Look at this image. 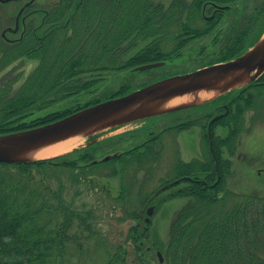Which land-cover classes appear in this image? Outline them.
Wrapping results in <instances>:
<instances>
[{"label":"trees","instance_id":"obj_1","mask_svg":"<svg viewBox=\"0 0 264 264\" xmlns=\"http://www.w3.org/2000/svg\"><path fill=\"white\" fill-rule=\"evenodd\" d=\"M209 1L227 4V7L210 18V9L204 6ZM57 2H54L57 8L48 9V15L45 14L47 19L42 24L48 28L45 32L38 34L42 25L32 27L12 52H4L0 58V71L17 58L16 55L26 54L40 60L15 93L7 94L11 80L0 84V134L63 117L66 113L59 111L39 116L34 113L93 88L100 82L101 72L167 61L175 47L166 44L182 45V36L191 38L210 32L223 14L234 11L238 4L237 0H194L184 17L178 14L176 4L163 11L161 6L153 8L151 0ZM71 7L72 16L62 20ZM256 10V16L249 20H264V6ZM194 20H201L203 25L194 24ZM257 29L260 32L258 40L264 33V21ZM236 39L234 37L232 42ZM139 40H145V46L126 57L130 46ZM238 55H226L220 61ZM82 75L89 77L84 79ZM234 91L239 111L243 103H251L264 95V73L229 93ZM82 107L85 106H77L75 110L69 108L67 114ZM237 119L235 123H239V117ZM145 151L134 153L144 158ZM66 156L69 154L21 164L0 163V264H66L72 243L82 249L84 242L97 234L95 221L103 201L97 191L96 172L102 171L103 164L90 161L79 165L80 159L87 156L81 154L76 159H64ZM122 156L124 153L117 157ZM221 163L218 168L224 172L226 167ZM192 164L193 161L179 163L176 167L181 170V166L191 167ZM112 166L114 173L116 166ZM200 169L207 170V167ZM223 181L221 178L215 189L200 183L188 189L190 201L178 212L167 247L170 263L264 264V198L232 195L225 190ZM82 192L94 194L96 204L76 205L75 197ZM113 201L110 203L112 210L116 205L125 207L128 202L127 199ZM131 211L127 208L124 217L136 218ZM137 228L138 225H130L127 242L109 254L108 264H125L131 251L139 264H146L140 256L144 239L139 238Z\"/></svg>","mask_w":264,"mask_h":264},{"label":"rangeland","instance_id":"obj_2","mask_svg":"<svg viewBox=\"0 0 264 264\" xmlns=\"http://www.w3.org/2000/svg\"><path fill=\"white\" fill-rule=\"evenodd\" d=\"M25 1L0 3V13L3 18L6 17L0 20V58L4 52H12L11 49L16 48L32 27L42 25L47 19L45 14L42 15V10H39L32 16L33 25L29 26L25 34H20V31L9 33L8 28H5L14 26L15 16ZM57 1L36 0V4L41 8L55 9L57 4L54 2L59 3ZM193 1L151 0L153 8L161 6L163 11L176 4L178 14L184 17ZM236 3V9L224 13L210 32L191 38L182 36V45L176 46L174 42L166 44L168 47L174 46L175 51L168 56V63L165 65L143 71L134 70V66L111 73L101 72L100 82L93 88L55 102L45 110L35 112L34 116L59 111L66 113L63 116L65 117L71 114H67L69 108L75 110L77 106L102 102L134 91L161 77L191 72L219 62L226 55L230 57L234 53H244L256 42L260 33L257 28L264 20L249 19L256 16V8L264 6V0H237ZM214 5L223 9L227 7V4ZM204 6L210 9L208 14H211L213 7L209 4ZM65 16H72V7L70 11L67 10L62 20ZM192 22L203 25L201 20ZM47 29L46 25H42L38 34ZM5 32L3 37L2 33ZM234 37L237 39L232 42ZM145 44V40H139L130 46L126 57L137 53ZM15 57L17 58L0 71V84L12 81L7 94L15 93L40 61L26 54ZM89 75L82 76L85 79ZM224 95L226 96L214 98L212 103L206 102L145 121L108 129L89 138H81L70 150L50 157L69 154L64 159H76L84 154L87 157L80 159L79 165L90 161H101L100 164H103L100 166L103 167L100 168L102 171L96 172V179L99 180L97 191L103 201L99 218L95 221L97 234L87 239L82 249L72 243L66 264H108L109 254L127 242L128 230L132 223L138 225L136 231L139 230V238L144 239L140 249L143 261L146 264H172L166 253L173 236L174 220L178 212L189 203L188 189L193 184H207L215 189L218 181L223 178L225 190L232 195L250 194L264 198V95L251 103H243L239 111L238 101H235L237 92H227ZM224 105L228 106V112ZM224 113V116L217 119L216 115ZM237 117L240 119L239 123H235ZM227 121L229 124H226ZM143 149L147 153L144 158L135 156L134 152H141ZM119 153H124V156L118 158ZM109 155L112 156L104 159ZM191 161L194 163L191 167L181 166L182 169L177 170L179 163ZM221 162H224L223 167H226L224 172L218 168ZM112 164L116 166L114 173ZM128 165H132V168ZM201 167H207V170H202ZM211 171L213 173L207 175ZM75 199L76 205L86 203L91 206L97 201L94 194L88 195L87 192H82ZM118 199H127V205H116L114 210L110 209V203ZM127 208L132 210L131 213L135 214L136 218L124 217L123 212H126ZM125 264H139L133 251Z\"/></svg>","mask_w":264,"mask_h":264},{"label":"water","instance_id":"obj_3","mask_svg":"<svg viewBox=\"0 0 264 264\" xmlns=\"http://www.w3.org/2000/svg\"><path fill=\"white\" fill-rule=\"evenodd\" d=\"M164 64L165 61L150 62L135 70ZM263 73L264 33L248 50L228 61L160 79L46 124L0 134V163L21 164L50 158L39 157L38 153L72 138H89L108 129L209 102L251 83Z\"/></svg>","mask_w":264,"mask_h":264},{"label":"flooded vegetation","instance_id":"obj_4","mask_svg":"<svg viewBox=\"0 0 264 264\" xmlns=\"http://www.w3.org/2000/svg\"><path fill=\"white\" fill-rule=\"evenodd\" d=\"M16 1H20V0H0V3L1 4H9L12 2H16ZM207 3H209V5L211 7H213V9H211L212 12H211V14H208V17H210V18L214 17L216 14H219V11H223L221 7L219 8V6L214 5L215 3H213L212 1H209ZM39 10H42V15L49 13V11L46 7L45 8L38 7V4H36V0H26L25 2H23L21 7L19 8V11L17 12V15L15 16L14 26H12V28L10 26H7L5 29L8 28L7 31L9 33H17L20 31V34H25L26 33L25 31H27V29H29V26L33 25L32 20H31L32 16H34V14L36 12H38ZM1 14L2 13H0V20L6 18V17L3 18V15H1ZM6 32H5V34H6ZM2 35H3V37H5L4 33H2ZM172 75H175V74H172ZM172 75H168V76H172ZM168 76H166V77H168ZM163 78H165V77H161L158 80L163 79ZM212 102L213 101H211V103ZM224 107L227 108L226 112H228V110H229L228 106L224 105ZM220 114L216 115V116H218L217 119H219V118H221V116L225 115V113L222 115H220ZM209 135H210V133H209Z\"/></svg>","mask_w":264,"mask_h":264},{"label":"bare ground","instance_id":"obj_5","mask_svg":"<svg viewBox=\"0 0 264 264\" xmlns=\"http://www.w3.org/2000/svg\"><path fill=\"white\" fill-rule=\"evenodd\" d=\"M81 138H72L67 141L58 143L56 145H53L51 147H48L38 153L39 157H50L53 155H57L60 153H63L65 151L70 150L73 146H76Z\"/></svg>","mask_w":264,"mask_h":264}]
</instances>
